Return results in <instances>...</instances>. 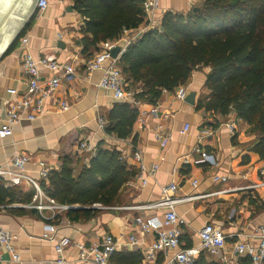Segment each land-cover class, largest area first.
Instances as JSON below:
<instances>
[{"label":"crops","instance_id":"crops-1","mask_svg":"<svg viewBox=\"0 0 264 264\" xmlns=\"http://www.w3.org/2000/svg\"><path fill=\"white\" fill-rule=\"evenodd\" d=\"M35 3L36 0L22 2L16 13L19 27L0 51V127L4 124L10 98L7 90L26 91V76L21 68L26 50L35 59L48 57L60 64L73 65L75 77L71 81L61 80L57 91L45 100L40 116L33 121H20L13 127L11 136L0 139V167L15 154L25 155L29 158L26 173L39 180L41 162L48 172L57 171L63 157L69 156L73 159L76 175L91 157L88 153H75L77 144L87 141L96 150L119 152L126 165L137 171V176L123 186L115 206L100 209L88 219L76 222L68 220L67 210L39 213L28 207L33 195L26 204H0V229L11 234L13 250H0V264H52L57 254L49 237L70 240L63 253L66 260L74 264H94L80 261L76 246L91 247L99 244L104 236H112L120 243L107 264H136L138 256L139 264H162L174 251L157 253L155 259H147L146 251L156 235L153 231H143L136 223L137 218L153 215L162 219V211L134 207L159 200L161 188L171 183L177 186L178 198L194 197L175 207L183 221L178 227L180 248L199 246L198 233L210 223L225 238L222 250L225 258L203 252L206 260L214 264H249L246 258L235 256L233 248L236 242L253 241L255 229L264 224V175L260 173L264 171V161L252 151L258 141L256 132L236 119L233 112L220 116L195 109L197 101L206 94L204 84L209 69L195 70L184 85L187 95L195 94L193 106L178 100L176 89L163 91L156 105L135 102L131 83L125 84L122 76L125 89L128 87L126 90L131 93L127 101L138 108L139 115L127 139L107 135L97 122L103 118L107 124V115L117 101L97 86L102 71L89 74L85 67L104 42L96 51L83 47L80 43L83 36L79 32L83 18L73 9L71 0H48L43 12L36 10ZM201 3L202 0H157L149 26L159 28L166 13L185 15L198 9ZM146 22L144 19L137 28L124 29L118 38L107 42L113 48H121L133 36L143 35ZM23 38L27 40L25 47L21 43ZM120 57L118 55L117 61ZM40 73L42 81L52 76L44 68H40ZM59 101L68 104L66 111L59 109ZM231 121L235 123L234 133L225 126ZM186 126L187 130L183 131ZM205 130L208 132L202 136ZM133 147L141 151L146 169L154 168L145 185L141 184L138 167L132 159ZM202 153L210 155L215 164L199 163ZM214 177L225 180L214 181ZM194 181L196 186L192 184ZM7 182V177H0V184L6 188ZM16 188L34 194L29 185ZM130 236H134V244L130 243Z\"/></svg>","mask_w":264,"mask_h":264},{"label":"trees","instance_id":"trees-1","mask_svg":"<svg viewBox=\"0 0 264 264\" xmlns=\"http://www.w3.org/2000/svg\"><path fill=\"white\" fill-rule=\"evenodd\" d=\"M71 1L83 18L79 32L85 49L96 51L144 21L142 0ZM118 67L125 84L131 83L133 100L150 105L157 104L163 91L184 86L195 70L208 68L206 94L195 109L220 116L233 112L256 132L252 151L264 161V0H202L185 15L166 13L159 28H148L127 46ZM138 115L128 101L115 102L105 133L127 139ZM73 165L71 157H63L59 169L40 182L48 198L76 207L66 211L71 222L115 206L123 186L137 176L114 149L96 150L76 175ZM32 195L0 184V204H26ZM192 264L214 263L201 252Z\"/></svg>","mask_w":264,"mask_h":264},{"label":"built area","instance_id":"built-area-1","mask_svg":"<svg viewBox=\"0 0 264 264\" xmlns=\"http://www.w3.org/2000/svg\"><path fill=\"white\" fill-rule=\"evenodd\" d=\"M48 0H36L35 8L38 12H43L47 9ZM157 0H142V9L144 19L147 20V26L144 31L152 23V14L156 10ZM139 35V34H138ZM133 36L124 44L118 53L122 55L127 46L137 39L139 36ZM24 47L27 40H21ZM113 45L110 42H104L97 54L86 62L87 73L95 71H102V76L97 83V86L102 90L108 92L111 97L117 101H127L131 93L125 89L122 79L121 70L117 64V57L113 59L110 55V50ZM22 72L26 76V91L23 93L18 92L16 89H8L10 95L8 100V108L5 111L4 124L0 127V139H4L12 135V130L22 120L33 121L44 112L45 100L54 94L60 86L61 80L71 81L75 77V67L71 64H60L53 58L43 57L35 59L27 50L24 52L21 61ZM40 68L46 69L52 75L48 80L42 81ZM186 90L184 86L176 88L175 97L184 101L186 98ZM59 109L63 112L68 109V104L64 101L58 102ZM155 113V109L151 110ZM98 127L104 130L106 127V120L103 118L98 119ZM225 126L231 133L235 131V123L233 121L227 122ZM188 126L184 128L186 131ZM208 131H202L203 136ZM77 154L88 153L93 156L96 149L91 142L81 141L77 144ZM132 159L138 167L139 178L142 185L147 183V178L152 176L154 168L146 169L142 162L141 151L133 147ZM199 163L215 164V161L210 155L205 153L201 154ZM29 164V158L25 155L15 154L12 158L2 167H0V177L5 176L8 178V187H20L23 184L29 185L33 190L32 204L28 207L34 208L39 213L43 211H51L53 213L61 210L73 209L76 207L59 205L54 200L48 198L40 187V182L46 180L48 169L44 163H40L42 167L38 172L39 180L31 178L25 171L26 165ZM264 175V171L260 172ZM214 181H224V178L214 177ZM193 186H196L194 181ZM176 184H169L161 188L160 199L153 202L134 207L138 210H161L162 219L157 215L150 216L146 219L137 218L136 223L145 232H155V238L149 245L146 251L147 259H155L157 253H166L174 251V254L168 259L164 260L162 264H192L196 257L201 252H207L211 256L222 257V250L225 246V238L220 231L212 224H206L198 233L200 244L197 247L180 248V232L178 227L183 224V221L178 217L175 212L177 204L185 200H191L194 197L178 198L176 196ZM166 227V228H165ZM11 234L5 230L0 229V250L3 248L8 252H13L10 241ZM253 241L236 242L233 248V254L237 257L246 258L249 264H264V224L255 229ZM49 241L53 243V249L57 254V258L52 264H74L66 260L63 256L64 250L70 245V240L67 237L54 239L49 237ZM130 243L136 242L134 236H130ZM119 241L115 240L112 236H104L99 244L91 247H84L78 244L76 246L78 252V259L80 261H91L94 264H107L108 260L113 256L119 248ZM18 259V256H14ZM2 255L0 252V260Z\"/></svg>","mask_w":264,"mask_h":264},{"label":"rangeland","instance_id":"rangeland-1","mask_svg":"<svg viewBox=\"0 0 264 264\" xmlns=\"http://www.w3.org/2000/svg\"><path fill=\"white\" fill-rule=\"evenodd\" d=\"M23 1L0 0V51L8 44L19 27L17 25L20 20L16 13Z\"/></svg>","mask_w":264,"mask_h":264},{"label":"water","instance_id":"water-1","mask_svg":"<svg viewBox=\"0 0 264 264\" xmlns=\"http://www.w3.org/2000/svg\"><path fill=\"white\" fill-rule=\"evenodd\" d=\"M68 11H71V8H67ZM197 9H194V11H196ZM120 51V47L116 46L114 48H112L110 50V55L113 59H115L117 57V54ZM185 102L191 106H193L195 104V94L194 93H190L187 95V97L185 98Z\"/></svg>","mask_w":264,"mask_h":264}]
</instances>
